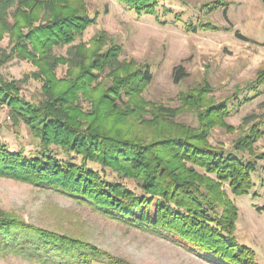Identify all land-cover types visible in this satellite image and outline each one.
Returning a JSON list of instances; mask_svg holds the SVG:
<instances>
[{
	"label": "trees",
	"instance_id": "obj_1",
	"mask_svg": "<svg viewBox=\"0 0 264 264\" xmlns=\"http://www.w3.org/2000/svg\"><path fill=\"white\" fill-rule=\"evenodd\" d=\"M115 1L137 15L155 14L158 6V0ZM71 2L0 0V41L8 33L13 43L9 54L0 51V69L14 56L28 57L40 63L39 73L44 77L43 100L32 104L0 73V105L5 104L14 122H22L32 132L40 148L26 156L0 141V177L68 196L109 219L168 240L216 264H257L254 252L236 240L238 210L222 187L227 185L235 197L249 195L254 187L251 175L259 168L257 161L264 160V154L253 150L264 135L260 129L264 101L259 105L261 114L243 118L242 124L249 127L233 144L232 152L208 142V129L228 116L229 110L227 102L213 105L202 101V95L210 92L207 86L201 93L182 96L197 113L196 128L175 126L172 133L159 132L163 134L150 140L129 131L121 133L118 125L135 109L123 102L117 105V101L129 97L140 107L139 96L150 83L151 73L146 68L131 71L133 63L120 61L119 49L112 47L94 52L86 66L75 52L76 60L70 66L79 71L68 70L65 78L56 80L53 69L63 60L52 57L51 50L73 43L93 23L82 7ZM73 48L76 51L80 46ZM184 77V69L176 66L173 81L178 83ZM103 79H109V84H101ZM56 82L63 88H55ZM261 84L264 70L245 87L255 91ZM78 92L90 99L89 112L80 108ZM51 147L67 159H58ZM71 155L80 161L73 162ZM88 163L134 181L139 194L121 182L109 181L104 172L91 169ZM10 254L39 264H94L104 263V259L106 264H127L88 243L0 212V257Z\"/></svg>",
	"mask_w": 264,
	"mask_h": 264
},
{
	"label": "rangeland",
	"instance_id": "obj_2",
	"mask_svg": "<svg viewBox=\"0 0 264 264\" xmlns=\"http://www.w3.org/2000/svg\"><path fill=\"white\" fill-rule=\"evenodd\" d=\"M71 3L82 7L93 23L73 43L51 50L52 57L63 60L53 69L56 80L65 78L68 70L79 71L70 66L76 60L75 52L86 66L94 52L112 47L119 49L120 61L133 63L131 71L146 68L151 73L150 83L139 96L140 107L136 108L129 97L122 96L117 101V105L123 102L135 109L118 125L121 133L127 135L129 131L150 140L163 134L159 132L172 133L175 126L196 128L197 113L182 96L188 92L201 93L205 86L210 92L202 95V101L213 105L227 102L229 110L228 116L208 129V142L212 146L232 152L233 144L249 127L242 124L243 118L261 114L264 84L256 85L255 91H248L245 86L264 70V0H158L155 14L141 15L115 0ZM8 22L12 25L13 19ZM39 23L34 22L33 26ZM77 46L80 49L75 51L73 47ZM12 47L9 34H3L0 51L9 54ZM39 64L28 57L14 56L0 69L4 81L15 83L19 96L32 104L43 100L44 77L39 73ZM176 66L185 72L178 83L173 81ZM109 81L103 79L101 84L105 86ZM54 86L63 88L59 82ZM83 96L78 92L77 102L83 112H89L90 99ZM135 117L142 118V122ZM260 129L264 130V122ZM0 141L9 150L23 151L26 156L40 149L38 139L22 122H14L5 104L0 105ZM51 148L58 159H67L59 149ZM253 150L264 154V135ZM71 156L75 158L73 162L80 161L79 157ZM257 164L259 168L251 175L254 187L249 195L235 197L227 185L222 188L238 210L237 242L254 252L257 264H264V211L257 209L264 208V160ZM88 166L104 172L109 181L121 182L139 194L134 181L120 179L94 163ZM0 212L36 228L88 243L127 264H216L168 240L109 219L68 196L9 178L0 177ZM103 262L94 264H106L107 259ZM0 264L39 263L10 254L1 256Z\"/></svg>",
	"mask_w": 264,
	"mask_h": 264
}]
</instances>
